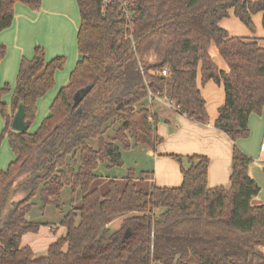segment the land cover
Listing matches in <instances>:
<instances>
[{
	"label": "trees",
	"instance_id": "obj_1",
	"mask_svg": "<svg viewBox=\"0 0 264 264\" xmlns=\"http://www.w3.org/2000/svg\"><path fill=\"white\" fill-rule=\"evenodd\" d=\"M76 1L78 61L35 131L29 129L37 101L55 87L67 58L47 61L37 46L31 59H21L10 106L2 99L9 84L0 88V143L7 136L15 155L0 168V264H264V204H252L261 188L249 173L255 160L237 146L229 188L208 186L205 155H172L189 164L177 187L156 185L147 171L136 176L130 169L122 178L99 172L123 166L124 150L160 142L150 93L207 124L200 76L202 85L223 86L214 126L233 142L249 136L250 115L264 110V44L232 36L220 23L233 10L252 27V16L262 13L264 30V0ZM17 2L42 7V0H0V31L12 25ZM213 48L226 70L214 61ZM6 52L1 45L0 62ZM87 88L74 107L75 94ZM20 99L26 132L11 128ZM65 190L71 196L60 221L66 232L37 255L22 241L42 223L27 216L36 200L61 208Z\"/></svg>",
	"mask_w": 264,
	"mask_h": 264
},
{
	"label": "crops",
	"instance_id": "obj_2",
	"mask_svg": "<svg viewBox=\"0 0 264 264\" xmlns=\"http://www.w3.org/2000/svg\"><path fill=\"white\" fill-rule=\"evenodd\" d=\"M221 23L220 25L223 26ZM79 27L80 13L76 0H42V7L39 11L31 10L23 3L17 2L14 6L12 25L0 31V46L5 45L7 48L6 55L0 62V88L8 84L7 82L10 84L15 83L16 86L21 59L23 57L31 59L34 55L35 47L40 46L45 49L47 61L58 56H65L67 58L65 66H69L68 69L71 70L68 73H64V66L63 69L56 71L55 86L57 79L62 80L59 85L60 88L53 95L56 98L60 89L68 83L70 74L75 69L78 61L77 33ZM211 54L218 67L226 70L225 61L221 58L218 49L213 48ZM198 85L205 98L206 109L210 118L207 124L193 121L187 116L182 115L173 106L168 105L165 99L163 101L164 104H160V109L164 110V107H169V110H172L168 112L166 118H169L174 113L170 117L171 121H174L173 129L169 126L171 124H168L170 120L166 119L168 123H162L160 121L161 115L156 111L159 117L157 136L161 138L160 142L156 144V171H154L156 185L161 187H177V185L171 184L182 183V167H188L189 164L187 162L184 165L183 161L182 163L179 162L180 168L177 169L173 162L177 160L172 155H182L185 157L205 155L210 160L208 186L210 188L218 186L229 188L232 171V153L234 146H237L242 152L255 160V163L250 167L249 173L259 184L261 191L253 199L252 204H264V110L261 115H250L248 122L249 136L233 142L224 132L214 126V121L218 116V109L224 103L223 86L212 81L206 86L201 87L199 80ZM15 86L11 88L10 93L4 95L2 98L8 106L12 103V96L10 94L13 93ZM50 91L37 101V112L39 111V104L44 102L42 99ZM7 96L9 97L7 98ZM155 98L162 101L158 97ZM48 102L49 100L44 102L43 106L45 109ZM170 140L179 141V145L169 148L168 142ZM163 147L164 149H162ZM13 158L11 156L10 160H15L14 153ZM160 178L163 181L157 184L156 180ZM62 228L63 234H65L66 229Z\"/></svg>",
	"mask_w": 264,
	"mask_h": 264
},
{
	"label": "rangeland",
	"instance_id": "obj_3",
	"mask_svg": "<svg viewBox=\"0 0 264 264\" xmlns=\"http://www.w3.org/2000/svg\"><path fill=\"white\" fill-rule=\"evenodd\" d=\"M221 24H223V26L221 25V27L223 28L226 26L225 29H227V31L232 36H238L242 38H256L260 40L262 44H264L262 13H256L252 16V27H248L245 24H243L241 20L236 17L233 10L230 11L229 16L227 18L222 20ZM68 67L67 65L65 66L63 70L64 73H68L71 71L68 69ZM61 82L62 80L57 79L56 86L52 89V91H50V93L47 96H45L42 99L44 100V102H47V100H49V102L46 104V109L43 106L44 102L39 104V107H38L39 111L36 114L35 122L32 124L31 128L29 129L30 132L35 131L38 128V126L41 124L43 119L48 115L50 107L55 98V96L53 97V95H55V93L58 91L57 89L60 88L59 85L61 84ZM209 82H212V81H209ZM7 83L9 84L10 88H13L15 86V83H11V84L9 82ZM199 83L201 87H204L208 84L206 83L205 85H202L201 76L199 77ZM12 94H10V96H12ZM8 97L9 96H7V98ZM161 100L162 101L157 100L156 98H153V100L149 102V105L153 104V108L157 112L160 113L161 115L160 121L162 123L167 122L166 119L170 120V123L168 122L167 123L171 124L169 126L173 129L174 121H171L170 117L173 116L174 113H172V115L169 118H166L168 116L167 115L168 112H171L172 110L170 109L171 110L170 111L169 107H164L165 109L161 110L160 104H164L163 102L164 98H162ZM4 127H5V122H4V119L0 115V134L2 133ZM168 144H169L168 146L169 148H174L179 145V141L170 140ZM162 149H164V147ZM123 153H124L123 157H124V162H125L123 166L114 167V168L100 166L99 168L100 174L107 176V177L110 176V177L122 178L128 174V171L130 169H134L136 171L135 173L136 176L139 175V173L142 171H147L151 174L154 173L153 174V178H154V175H155L154 171H156V155H155L157 153L156 145L147 146L146 144L140 143L139 147L132 149L130 151L124 150ZM11 156L13 158V152L10 148L8 137L5 136L4 139L0 143V168L5 169V170L8 168V166L12 162V160H10ZM173 162L175 166L177 167V169H179L180 168L179 162L178 161H173ZM183 164L184 165L187 164V161L185 159L183 160ZM162 181H163L162 178H160L159 180H156L157 184L161 183ZM105 182L106 181H103V184H105ZM150 184H151L150 182L145 184L144 185L145 188L149 189ZM180 184L181 183L179 182V184H171V185L179 186ZM171 187H175V186H171ZM263 197H264V193H263ZM70 200H71V196L68 190L64 191L61 208H55L54 206H48V207L43 208L42 203L39 200H36L37 206L28 214L27 217L29 220L41 222L42 226L38 233L27 234L24 237L22 243L24 245L30 246L37 255H45L47 253L48 247L50 243L52 242V240L56 239V237H61V235H63L64 231L62 230L63 228L60 225V221L62 220L64 212H68L70 209ZM61 211L63 212L60 213ZM121 222H122V219L116 220L112 224V227L118 228ZM48 223L51 227H49ZM51 228H54V229H51ZM191 262L192 264L197 263L195 259H192Z\"/></svg>",
	"mask_w": 264,
	"mask_h": 264
},
{
	"label": "water",
	"instance_id": "obj_4",
	"mask_svg": "<svg viewBox=\"0 0 264 264\" xmlns=\"http://www.w3.org/2000/svg\"><path fill=\"white\" fill-rule=\"evenodd\" d=\"M89 89H81L74 96V107L78 106V104L83 100L84 96L87 94ZM11 128L15 131L26 132L28 130V124L25 120V109H24V100L20 99L17 105V108L14 112ZM129 235V231L127 230L125 233V237Z\"/></svg>",
	"mask_w": 264,
	"mask_h": 264
},
{
	"label": "built area",
	"instance_id": "obj_5",
	"mask_svg": "<svg viewBox=\"0 0 264 264\" xmlns=\"http://www.w3.org/2000/svg\"><path fill=\"white\" fill-rule=\"evenodd\" d=\"M166 74H167V69L163 70V75H166ZM149 97H150V98H155V97H152V94H151V93L149 94ZM167 104H168V105H171V106L174 107V105L172 104L171 101H168V100H167ZM174 108H175V107H174ZM175 109H176V108H175Z\"/></svg>",
	"mask_w": 264,
	"mask_h": 264
}]
</instances>
